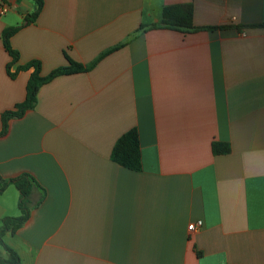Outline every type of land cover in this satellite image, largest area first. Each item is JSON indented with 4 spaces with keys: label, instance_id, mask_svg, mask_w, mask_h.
Masks as SVG:
<instances>
[{
    "label": "crops",
    "instance_id": "1",
    "mask_svg": "<svg viewBox=\"0 0 264 264\" xmlns=\"http://www.w3.org/2000/svg\"><path fill=\"white\" fill-rule=\"evenodd\" d=\"M0 0L2 114L25 101L42 64L35 109L0 136V174L38 183L30 218L0 238L21 264H264V0ZM193 5V23L152 28L166 7ZM137 128L141 171L112 160ZM227 143L228 154L213 153ZM20 191L0 194V227ZM202 221L191 233L189 226ZM3 243V244H2Z\"/></svg>",
    "mask_w": 264,
    "mask_h": 264
},
{
    "label": "trees",
    "instance_id": "2",
    "mask_svg": "<svg viewBox=\"0 0 264 264\" xmlns=\"http://www.w3.org/2000/svg\"><path fill=\"white\" fill-rule=\"evenodd\" d=\"M34 1L37 3L38 9L27 18L29 23L34 22L38 18L44 6L43 0ZM193 17V5H176L166 7L163 11L162 23L155 24L152 26V28L165 27L185 32L198 30H217L215 27L205 29L195 27L193 23ZM257 27H264V24L257 25ZM20 28L21 27L19 26L12 27L6 29L3 32L4 46L12 57V61L7 65V73L11 78L15 79L20 71H26L30 69H34V71L27 84V96L25 101L17 104L14 109L5 111L2 114L1 119L3 129L0 132V136L7 134L9 129V121L11 119L22 118L28 111L35 109L38 103L39 91L44 85L48 84L58 76L85 71V67L83 65L72 60L69 61L70 64L68 67L56 69L48 76L42 75V64L39 61H31L26 65L18 66L16 71H12L19 61V53L12 48L11 38L19 31ZM212 149L213 153L216 155L228 154L231 152V147L227 143L214 142ZM112 160L118 165L129 170L137 172L142 170V152L139 131L137 128L131 129L119 138L112 152ZM11 185H15L20 191L19 209L21 211V215L19 217H7L2 220V225L0 227L1 239L9 232L15 233L29 220L31 210L30 197L32 190L34 187L39 186L37 181L28 174H23L13 179H5L0 174V194L5 192ZM3 245L8 252L9 257L6 259L0 258V264H21L19 255L5 244Z\"/></svg>",
    "mask_w": 264,
    "mask_h": 264
},
{
    "label": "built area",
    "instance_id": "3",
    "mask_svg": "<svg viewBox=\"0 0 264 264\" xmlns=\"http://www.w3.org/2000/svg\"><path fill=\"white\" fill-rule=\"evenodd\" d=\"M10 10H11V7L8 4H5V3L1 4L0 5V16H4ZM202 225H203L202 221H199V222H197L195 224H191L189 226V231L191 233H194V232L198 231L202 227Z\"/></svg>",
    "mask_w": 264,
    "mask_h": 264
}]
</instances>
